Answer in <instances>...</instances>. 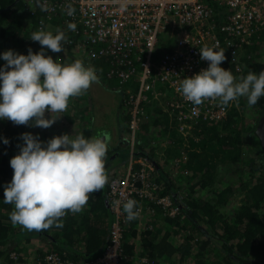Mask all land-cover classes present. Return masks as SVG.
Wrapping results in <instances>:
<instances>
[{"label": "trees", "instance_id": "1", "mask_svg": "<svg viewBox=\"0 0 264 264\" xmlns=\"http://www.w3.org/2000/svg\"><path fill=\"white\" fill-rule=\"evenodd\" d=\"M31 1L32 5L33 1L39 2ZM26 3V0H0V53L23 48L25 41L31 38L33 33L31 30L34 32L38 30V21L43 17L42 12L36 10L34 14ZM61 20V18L53 20L49 27L56 29L52 31L61 28ZM258 41L253 40L252 43ZM64 47L69 52L79 51L85 57L83 51L72 45L65 44ZM240 63L237 62L239 66ZM261 67L264 71L263 65ZM243 68L246 75L250 69ZM110 80H114L112 85L117 87L114 93L122 97L123 106L127 100L126 91L130 88L134 91L135 81L129 80L120 85L117 79ZM170 92L168 97H171ZM150 99L151 102L144 105L145 113L150 120L143 126L141 135H145L150 129L153 133L160 129L162 135L172 134L176 142L177 139L182 140L178 135L177 123L170 124L151 95ZM257 106L262 111L260 120L264 116V97L259 99ZM237 116L233 111H229L227 118L221 122L202 123L198 129L202 132H198V135H204V138L200 143L193 142L190 138L195 147L202 148V153L193 155V168L189 169L194 172L193 176L197 181L187 190L181 189L183 198H180L179 188L169 180L167 173L154 163L155 173L151 179L156 186L154 192L156 200L137 202L139 209L149 214L157 229L153 230L147 226L139 233L135 229L137 218L132 221L126 220L119 241L122 256L120 264H140L139 260L143 256L149 258L151 261L149 264H264V149L260 137L256 134L258 123L248 128L244 123L239 125L235 119ZM128 120L129 118L125 116V122L121 125L125 131H128ZM102 130L107 131L105 128ZM244 132L247 133L249 145L262 161L255 168V172L258 173L260 169L261 171L255 179L256 182L249 187V203L242 204L233 215H225L219 211V206L225 202V195L230 193L231 189L224 187L217 190L214 187V180L210 181L213 179L212 162L216 159L234 160L241 157L244 152L242 148ZM93 133L90 127L85 133V138L96 137ZM19 135V128L10 121L0 133V138L9 141L8 145H4L0 139V264H33L36 259L50 253H57L75 263L100 257L113 240L112 226L115 213L111 209L108 186L112 180L120 176L119 171L113 170L110 165L118 156L121 157L119 152L127 148L120 139L108 147L105 158L108 183L103 190L91 194L87 205L80 213L66 214L62 218L63 228L53 226L45 231H28L20 225L12 224L9 216L14 206L3 201L4 186L10 183L13 175L9 161L19 152ZM146 143L145 137L141 136L137 140V144L142 147ZM135 148L133 159L140 157L148 162L153 161V157L145 154L142 148L140 150L139 147ZM171 152L172 150H168L166 154L169 155ZM174 153L177 155V152ZM204 160L207 167L204 166ZM252 169L254 170L253 167ZM207 187H209L207 195L213 194L214 198H204L206 195L197 192V189L206 190ZM162 197L170 200V207L163 208L156 203L157 199ZM174 208L178 211L171 216L170 211ZM181 231L183 232L180 237L181 243L173 244L170 240L180 235ZM33 240H44L49 249L36 248L32 244ZM12 254L16 255V262L11 259Z\"/></svg>", "mask_w": 264, "mask_h": 264}, {"label": "built area", "instance_id": "2", "mask_svg": "<svg viewBox=\"0 0 264 264\" xmlns=\"http://www.w3.org/2000/svg\"><path fill=\"white\" fill-rule=\"evenodd\" d=\"M34 4L36 9L31 8L34 14L38 10L43 15L38 30L61 18L60 30L67 36L66 45L83 51L91 66L104 63L105 79H117L120 85L134 80L135 88L127 89V100L122 106V112L129 118L127 138L131 158L126 171L108 186L115 213L112 243L95 260L75 263L50 253L33 264H120L119 241L126 221L123 203L129 198L138 202L156 200V186L151 179L154 163L145 158L133 159L143 126L150 120L144 105L151 102V95L163 114L177 123L178 132L198 131L202 123L225 120L231 104L225 108L219 100L206 99L196 106L178 89L184 78L207 68L208 62L199 55L205 45L218 42L226 57L220 67L239 70V51L250 41L264 38V0H39ZM69 5L75 8L72 16L67 15ZM69 23L76 24L75 31L68 29ZM162 34L167 37L162 38ZM115 201L121 204L117 206ZM156 203L163 208L171 206L166 197ZM177 211L171 209L170 215ZM141 212L139 209L137 219ZM11 259L16 262V255L12 254ZM139 261L151 262L147 258Z\"/></svg>", "mask_w": 264, "mask_h": 264}, {"label": "clouds", "instance_id": "3", "mask_svg": "<svg viewBox=\"0 0 264 264\" xmlns=\"http://www.w3.org/2000/svg\"><path fill=\"white\" fill-rule=\"evenodd\" d=\"M75 8L67 7L72 16ZM68 29L75 31L76 24ZM41 48L27 55L9 49L0 53V120L15 125L49 128L63 116L70 98L80 96L99 82L97 67L76 59L71 63L54 62L45 49L53 53L65 51V32L41 28L31 34V39ZM200 59L208 62L206 69L184 78L178 91L193 105L204 100H219L227 108L232 102L246 98L248 107L255 106L264 97V71L258 74L249 70L245 76H234L231 70L220 67L226 60L225 49L219 43L205 45L199 50ZM48 113L50 118H45ZM2 139V138H0ZM23 145L10 159L13 170L10 183L4 186V203L14 206L9 219L28 231H45L51 227L63 228L62 218L68 213H80L94 192L103 190L108 183L105 158L109 137L102 133L85 138L62 134L46 143L39 136L24 133ZM8 145L7 139H2ZM119 206L120 201H115ZM127 221L139 215L138 202L127 199L122 205Z\"/></svg>", "mask_w": 264, "mask_h": 264}, {"label": "rangeland", "instance_id": "4", "mask_svg": "<svg viewBox=\"0 0 264 264\" xmlns=\"http://www.w3.org/2000/svg\"><path fill=\"white\" fill-rule=\"evenodd\" d=\"M26 2H27L26 4L30 6V8L32 9L35 8L36 5L34 4V1H33L34 5H32L31 0H26ZM53 22L54 21H50L48 23L46 30L56 29V28L49 27L53 24ZM28 28H29V25H28ZM32 32H34L33 29L31 30V33ZM161 37L166 38L167 35L162 34ZM244 46H246L247 49L243 47L237 54L238 61L241 62L240 66L238 65L240 71L232 68V73L234 74V76H237V77L245 76L243 67H246L245 69H250L251 71L257 74L260 71H262L261 65H263L264 67V39L263 40L261 39L255 43H252V41H250L248 44ZM40 48H41V45H39L38 42H34L28 39L25 41L23 48L14 49L13 51L18 54L27 55L29 49H31L32 52L35 54L36 52L40 50ZM45 51L47 55L52 56L54 62L56 60H60L61 63H71L72 62L68 58L67 56L68 53H66V50L61 53H53L51 52V50H48V49H45ZM78 52L73 50V53L79 54L80 52L79 53ZM4 63L5 62L3 60H0V66H3ZM85 64L89 65L87 62H85ZM93 67L96 68V66H93ZM96 69H97V73L99 77L101 73L103 75L105 74L107 67L97 66ZM103 75H102V78H103ZM78 98L82 99V96L80 95L78 96ZM119 100H120L119 95H117L116 93H112L111 102L113 103L114 108L112 112L110 113V115L104 118L105 121L101 125L98 124V118L96 119L94 118L92 120V124H93L92 129L94 132L93 133L94 136H96L97 134H100V131L104 128L107 129V132L111 133L112 131L111 128L115 126V123H112V121L114 120L115 108L117 107V102ZM230 104H231L230 111L231 112L233 111L234 113L238 115L235 119L239 122V125L244 123L245 124L244 126L245 127L248 126L249 128V127H253L255 123H258L262 111L259 109L257 104L255 106L248 107L246 98H240L238 103L232 102ZM7 122H9V120H6V119L0 120V133L3 131ZM171 122L172 121L169 119L170 124ZM11 123L13 124V122ZM52 125L53 126H50L49 128H47L46 132H44L43 128L31 126V122L29 123V125H15L17 128H19V134H20L18 138L20 140L18 142V148L19 146H21V143L23 144V141L20 139V137L24 133H31L34 136L38 135L39 139L45 143L53 137L60 136L61 135L60 131H57L58 126H55L54 124ZM121 128H123V126H121ZM148 132L150 133L141 135L142 137L147 138V143L144 145L146 150L144 151H148L147 154H150L153 157L152 162L160 166L162 170L167 173L169 180L176 187L179 188V196L181 195L180 198H183L184 196H183L182 190L184 189L187 190L191 184H194L197 181L195 176H193L194 172L191 171L189 167L193 168V162H194L193 155L195 153L197 154L202 153V148L195 147L190 141L192 139L193 142L200 143L201 140L204 138V135L203 136L198 135V132H202V131L191 129L185 132H179L178 135L182 137V140L177 139V142L174 136H172V134L162 135L160 129L159 131L155 133H153L152 129H150ZM111 135L112 133L109 134L110 142H109L108 147L114 141L113 138H111ZM123 137L126 139L128 137L127 133L124 134ZM246 137H247V133L244 132L243 139H242V148L244 152L242 153L241 157H237L234 160L216 159L214 162H212V164L214 165L212 169L213 179H210V181L214 180L213 182L214 187H216L217 190H221V188H224V187H229L231 189V192L225 195V202L219 206V211L225 215H233L241 207L242 204L249 203V199H250V193H249L250 188L249 187L252 186L256 182L255 179L258 177L261 171L260 169L258 170L259 171L258 173L255 172V168H257V166L262 161L257 157V155L255 154L253 150V147L249 145ZM124 142H126V140ZM247 147H249V149ZM152 148H154V151ZM168 150H172V152L169 155L166 154ZM174 152H177V155H175L176 153ZM121 154H122L121 156H123V152ZM204 166L206 167L208 166L205 160H204ZM252 167L254 168V170L252 169ZM117 169L118 168H116L115 170ZM245 171H247L248 173V175L246 176H245ZM208 190H209V187H207L206 190L197 189V192L199 194H203L207 196V197L203 196L204 198H208V197L214 198L213 194L207 195L208 192L206 191ZM153 224L154 223L152 219H150L149 214L147 212H142L139 219H137V225L135 229L139 233L147 226L152 227L153 230H156L157 226ZM182 235H183V232L181 231L180 235L175 236V238L171 239L170 241H172L173 244L178 245L179 243H181L180 237ZM142 258L149 259L147 256H143Z\"/></svg>", "mask_w": 264, "mask_h": 264}, {"label": "crops", "instance_id": "5", "mask_svg": "<svg viewBox=\"0 0 264 264\" xmlns=\"http://www.w3.org/2000/svg\"><path fill=\"white\" fill-rule=\"evenodd\" d=\"M66 53H68L67 56L71 61H74L76 59L83 60L84 62L88 61L83 55H81V53L76 54V53L69 52V51H66ZM89 63L91 64V62ZM101 64H103L101 66L106 67L104 63H101ZM102 75H103L102 73L101 75H99L98 83L93 84L89 88V90L81 94L82 99H79L78 96L70 98L69 106L64 113H53L52 114L53 116L63 115L59 117L54 123L55 126H58L57 131H60L61 135L68 133V135L73 134V136H75L77 134L82 133L85 136L86 131L90 129V127H93L92 120L94 118L95 119L98 118V124L101 125L105 121L104 118L110 115V113L112 112L114 108L113 103L111 102L112 93L116 91L117 87L112 85L113 80H110L107 78L105 79L104 75H103V78H104L103 80ZM121 103H122V97L117 102V107L115 108V117H114V120L112 121V123H115V126L111 128L112 130L111 138H113L114 140L112 143L113 145L116 144V141H118V139H120L128 150L124 149L120 151L119 153L123 152V156H121L122 154L120 155L121 157L118 156L116 160H113V164L110 165V167L113 170L118 168L115 171H119L120 175H122L127 169L128 163L130 161L129 159H130V152H131L129 138L125 139L123 137V135L126 134L127 131H125L124 128H121V124L125 122V116H127L124 113H122L123 110H122ZM45 118H50L48 113L45 114ZM43 130L44 132H46L47 128L46 129L43 128ZM102 133H106L108 137H109V134H111L105 130L100 131V134ZM100 134H97L96 136ZM109 140H110V137H109ZM125 140L126 142H124ZM136 147H139L138 150L142 148L145 154L148 153V151H144L146 150L145 146L142 147L138 144ZM153 151H154V148H153ZM139 158L140 157H137V159ZM111 168H110V171L112 170ZM32 244H34V246L38 249H44V250L49 249V245L45 243L44 240H33Z\"/></svg>", "mask_w": 264, "mask_h": 264}, {"label": "water", "instance_id": "6", "mask_svg": "<svg viewBox=\"0 0 264 264\" xmlns=\"http://www.w3.org/2000/svg\"><path fill=\"white\" fill-rule=\"evenodd\" d=\"M256 134L260 137L261 146L264 149V116L258 122Z\"/></svg>", "mask_w": 264, "mask_h": 264}]
</instances>
